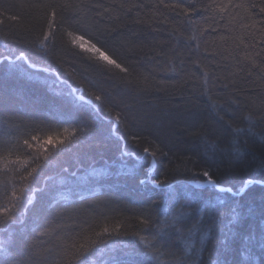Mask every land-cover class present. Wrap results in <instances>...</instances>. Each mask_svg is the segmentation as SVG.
<instances>
[{
  "label": "trees",
  "instance_id": "obj_1",
  "mask_svg": "<svg viewBox=\"0 0 264 264\" xmlns=\"http://www.w3.org/2000/svg\"><path fill=\"white\" fill-rule=\"evenodd\" d=\"M28 2L30 0H0V4L6 7L9 15L17 14L22 17L19 22L6 21L5 25H0V40H3L4 34L9 32L10 27L22 28L29 23L30 17L38 15V10L20 7L21 4L26 5ZM103 2L108 4L113 0H103ZM115 2L141 5L140 9H133L127 15L118 10L111 13L112 16L120 15L122 18L115 22L119 34L114 35L110 43L113 47H118L122 41L132 40L147 45L143 51L139 48L122 49L121 55L157 87L150 88L127 102L132 105L135 115L133 131L153 141L154 146H158L163 155L158 152L155 158L140 160L139 163L143 164L144 168H150L151 162H154L152 172L150 170L144 172L138 167L135 158L121 157L115 137L104 128L102 136L84 146L82 152L86 153V156L83 159L78 160L75 156L65 157L63 168L67 169V172L61 173L57 170V173L64 176L66 183L56 186V190H50L48 195H56L59 192L60 198L75 200L78 203L67 206L63 220L52 222L55 231H50L43 237H40V232L35 234L33 240L39 245L38 250L42 252L37 264H53L56 258L55 246L62 242L70 243L64 240V237L71 229L79 231L80 225L87 229L88 224L105 223L124 225L120 230L121 234L112 238L118 242L135 243L139 236H144L150 244L156 245L158 251L154 252L153 256L134 257L142 264H175L176 257L170 253H178L179 249L184 247L185 240L179 235L169 233L163 227L162 222L166 218L171 220L174 215L171 207L173 202L169 200V185L180 195L175 207L178 208L186 200L192 204V207L187 209L190 216L187 218L185 233L198 221L210 222V218L215 217L217 221L215 238L212 239L209 248L218 247L226 254L221 256L220 260L226 258L227 264H264V185L252 184L246 186L243 193L237 191L248 179L264 178V156L261 155L260 150L257 149L253 156L244 154L243 147L245 143L252 148L264 143V125L256 126L252 129V133L246 134L249 121L245 119L249 114L254 115L257 109L264 108V78L255 70L248 75L249 65L244 61L246 51L243 47L236 49L231 41L225 45L231 53L230 56L225 53L228 56L226 60L221 61L219 57L205 60L206 54L203 51L206 46L210 51H214L210 43L206 45L205 41L218 40L220 35L227 34L225 29H231L234 35H243L242 23H250L244 20L247 13L243 8H229L221 19L218 11L208 7L212 4V0H165L166 3H179L185 7L195 5L199 12L191 17L193 23L189 24L188 18L180 14L181 9L175 11L158 9L156 7L158 0H115ZM216 2L220 3L221 0ZM223 2L227 3L228 0ZM241 2L243 0H233V3ZM212 16L216 19L215 27L218 31L205 34L201 38L200 29L207 28L208 23H211V20L206 23L205 18ZM137 19L142 23H136ZM112 26L113 23L109 22L107 17L100 25L102 28ZM193 36L196 39L190 41L189 37ZM5 43H8L13 52L27 47L10 41ZM197 43L200 44L199 52L195 51ZM153 46L156 51H160L161 48L165 52L171 48L177 49L182 54L183 67H180V59L170 62L163 55L149 60L148 57L155 56L154 52L149 51ZM190 48L193 51H189ZM3 51V47H0V52ZM28 53L40 66L53 62L54 57L62 58L64 68L71 72L74 66L77 70L75 79H70L69 82L74 87L81 85L80 73L83 65L79 59H74L61 51H57L52 56H45L42 52H34L31 49H28ZM197 56L201 58L202 67L211 62V67L206 70L214 75L207 85L203 83L200 69L191 62ZM225 64L227 68L224 67ZM241 68L244 71H241ZM170 69H174V72L169 71ZM217 76L220 79H216ZM43 80L44 75L41 74L35 76L32 81H27L19 72L9 73L6 64L0 66V99L18 110L17 123L31 122L23 113L28 110V99L41 95L37 85L42 89ZM232 81L235 83L233 84ZM229 96L236 103L227 108V115L223 112H220V115H225V120H232L233 129H244L239 134L221 129L215 119L219 109L214 105L216 103L224 105V99ZM201 128L211 133L208 139L212 144L217 145L215 149L190 134ZM233 144L240 146V157L231 154L230 145ZM127 150L134 151L139 157L144 156L142 148H137L131 142ZM121 165L124 174L119 178L107 175V172L114 174L120 171ZM106 166H108L107 172H105ZM203 170L214 173V179L219 187L231 188L232 191L220 192L212 186H194V182H205L199 175ZM57 173L51 174L57 175ZM153 178L164 180V186L140 184V180L147 181ZM6 179L12 182L10 176L0 175V181ZM233 209L238 219L230 223ZM104 217H108L107 221ZM140 217L147 219L148 223H141ZM57 225L60 227L57 228ZM31 227L29 223V228ZM11 231L14 229L0 232V247L9 240ZM133 233L137 236L134 237ZM199 236L200 233H197L194 238L197 247H199ZM209 236L211 237L212 233H209ZM36 237L40 238L36 239ZM109 242L111 243V240ZM139 247L143 249L144 245L141 244ZM45 249H52V252L48 253L44 251ZM9 250H11L10 246ZM123 251L131 255L129 248H124ZM117 254H121L119 248ZM203 259L206 264H212L217 257L214 252L206 251Z\"/></svg>",
  "mask_w": 264,
  "mask_h": 264
},
{
  "label": "snow or ice",
  "instance_id": "obj_2",
  "mask_svg": "<svg viewBox=\"0 0 264 264\" xmlns=\"http://www.w3.org/2000/svg\"><path fill=\"white\" fill-rule=\"evenodd\" d=\"M20 7L38 10V15L30 17L26 26L19 29L10 27L9 32L4 34L3 40H0V47L4 49L0 52V66L6 64L9 73L19 72L27 81H32L35 76L43 74L44 86L40 89L37 85L38 90L41 91L40 96L28 99V110L23 113L30 118L31 122L28 124L17 123L18 110L0 99V175L10 176L12 179L11 183L7 179L0 181V225H2L0 232H9L14 229L10 232V238L6 244L0 247V264H37L42 252L38 250L39 245L33 240L35 234L40 232V237H43L50 231H55L52 222L63 220L67 206L78 203L75 200L60 198L59 192L56 195H48L50 190L55 191L56 186L66 183L64 176L57 173V170L61 173L67 172V169L63 168L65 157L75 156L78 160L83 159L86 156V153L82 152L84 146L102 136L104 128H107L110 135L115 137L121 157L135 158L138 167L144 172H148L150 168H144L143 164L139 163L140 160H146L148 157L155 158L158 152L163 155L159 147L154 146L153 141L133 131L135 115L132 105L127 102L134 100L150 88L157 87L121 55L122 49L139 48L143 51L147 45L143 42L138 44L132 40L122 41L118 47H113L110 43L113 36L119 34L115 22L122 18L120 15L112 16L111 13L118 10L127 15L133 9H140L141 5L116 3L115 0L108 4H105L103 0H30L26 5L21 4ZM156 7L173 11L181 9L180 14L188 18L189 24L193 23L191 17L199 12L195 5L185 7L179 3H166L165 0H158ZM208 7L218 11L221 19L229 8H243L247 13L244 20L250 23H242L243 35L237 36L231 29H225L227 34L220 35L218 40L205 41L206 45L210 43L211 48L215 50L210 51L206 46L203 50L206 54L204 59L219 57L221 61L226 60L231 53L225 45L231 41L236 49L241 47L245 49L244 61L249 65L248 75L255 70L264 78V55H262L264 53V0H243L241 3H233V0H228L227 3L221 0L217 3L216 0H212V4ZM106 17L113 26L102 28L100 25L105 22ZM21 19L20 15H9L6 7L0 4V25H5L6 21L19 22ZM164 19L166 20L167 17ZM209 20L211 23H208V27L200 29L201 38L205 34L218 31L215 27V17L205 18L206 23ZM135 22L142 23L139 19ZM195 39V36L189 37L190 41ZM5 41L27 47L13 52ZM28 49L42 52L45 56H52L57 51H61L74 59H79L83 65L80 73L81 85L74 87L69 82L70 79L74 80L77 74L74 66L69 72L64 68L62 58L57 57L53 58V62L40 66L29 55ZM199 50L200 44L197 43L195 51L199 52ZM149 51L155 53L154 57H148L149 60L163 55L170 62L180 59L181 68L184 65L182 54L175 48L165 52L163 48L156 51L153 46ZM189 51L193 49L190 48ZM225 53H228V56ZM191 62L200 69L203 83L207 85L211 76L214 75L206 70L211 67V62L202 67L200 56ZM217 65L220 66L219 62ZM224 67L227 68V65L225 64ZM240 70L244 71L243 68ZM169 71L174 72V69ZM85 73L87 75H84ZM216 79L220 77L217 76ZM232 83L234 84L235 81ZM234 103L236 101L231 96L224 99V105L227 107L216 103L214 107L218 108L219 112L216 113L215 119L221 129L239 134L244 129H233L232 120H225V115L228 114L227 108ZM220 112L225 115H220ZM245 119L249 121L246 134L252 133L253 128L264 125V108L257 109L254 115L249 114ZM190 134L212 149L217 147L208 139L211 133L203 128ZM129 142L137 148H142L144 156L139 157L134 151L127 150ZM243 147L244 154L254 156L255 151L259 149L264 156V143H259L256 148L245 143ZM230 152L236 157L241 156L238 145H230ZM51 173H57V175ZM121 174H124L123 165L121 170L114 174L107 172L109 177L119 178ZM199 175L207 185L220 192L232 191L231 188L219 187L214 179V173L203 170ZM148 183L163 187L165 181L159 178L140 180L142 185L147 186ZM252 184L264 185V178L248 179L237 191L243 193L246 186ZM169 189V200L173 202L171 207L174 215L171 220L166 218L162 222L163 227L169 233L179 235L185 240L184 247L179 249L178 253H170L176 257L175 264H206L203 259L206 251L214 252L217 257L212 264H227L226 258L219 259L221 256H226L220 248H209L212 239L215 238L216 218L211 217L210 222L198 221L185 233L187 218L190 216L187 209H190L192 204L186 200L178 208L175 207L180 195L172 189L171 185ZM104 219L107 221L108 217ZM139 219L143 224L148 223L144 217ZM237 219L238 215L233 209L230 223ZM29 223L32 225L31 228ZM56 227L59 228L60 225ZM78 227L79 231L71 229L64 237V240L70 243L62 242L55 246L56 258L53 264H142L134 257L141 255L151 257L158 251L156 245L150 244L144 236H139L135 243L127 244L112 239L121 234L120 230L124 227L122 223L88 224L87 229L83 225ZM42 228L44 231H40ZM197 233H200L199 247L194 240ZM209 233H212L211 237ZM133 236L137 234L133 233ZM141 244L144 245L143 249L139 247ZM118 248L121 254H117ZM124 248H129L131 255L123 251ZM44 251L51 253L52 249Z\"/></svg>",
  "mask_w": 264,
  "mask_h": 264
},
{
  "label": "rangeland",
  "instance_id": "obj_3",
  "mask_svg": "<svg viewBox=\"0 0 264 264\" xmlns=\"http://www.w3.org/2000/svg\"><path fill=\"white\" fill-rule=\"evenodd\" d=\"M153 166H154V162H151V166H150V172H152V170H153ZM194 186H199V187H202V186H209V187H211L210 185H207L205 182L203 183V182H194V184H193Z\"/></svg>",
  "mask_w": 264,
  "mask_h": 264
}]
</instances>
